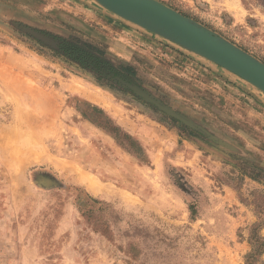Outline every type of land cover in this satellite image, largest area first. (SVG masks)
<instances>
[{
    "label": "rangeland",
    "instance_id": "obj_1",
    "mask_svg": "<svg viewBox=\"0 0 264 264\" xmlns=\"http://www.w3.org/2000/svg\"><path fill=\"white\" fill-rule=\"evenodd\" d=\"M157 1L264 63V0ZM0 264H264V95L93 0H0Z\"/></svg>",
    "mask_w": 264,
    "mask_h": 264
},
{
    "label": "water",
    "instance_id": "obj_2",
    "mask_svg": "<svg viewBox=\"0 0 264 264\" xmlns=\"http://www.w3.org/2000/svg\"><path fill=\"white\" fill-rule=\"evenodd\" d=\"M119 19L240 78L264 95V63L157 0H93Z\"/></svg>",
    "mask_w": 264,
    "mask_h": 264
},
{
    "label": "bare ground",
    "instance_id": "obj_3",
    "mask_svg": "<svg viewBox=\"0 0 264 264\" xmlns=\"http://www.w3.org/2000/svg\"><path fill=\"white\" fill-rule=\"evenodd\" d=\"M81 184H83L86 189L94 194L102 190V187L96 183V181L90 177H83L78 175L76 178Z\"/></svg>",
    "mask_w": 264,
    "mask_h": 264
},
{
    "label": "trees",
    "instance_id": "obj_4",
    "mask_svg": "<svg viewBox=\"0 0 264 264\" xmlns=\"http://www.w3.org/2000/svg\"><path fill=\"white\" fill-rule=\"evenodd\" d=\"M68 56V55H67Z\"/></svg>",
    "mask_w": 264,
    "mask_h": 264
}]
</instances>
